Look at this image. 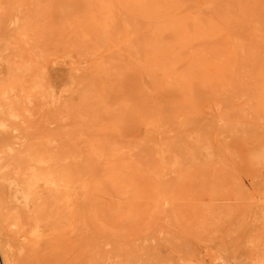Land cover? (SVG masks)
<instances>
[{
  "label": "rangeland",
  "instance_id": "rangeland-1",
  "mask_svg": "<svg viewBox=\"0 0 264 264\" xmlns=\"http://www.w3.org/2000/svg\"><path fill=\"white\" fill-rule=\"evenodd\" d=\"M205 1L0 0V264H264V0Z\"/></svg>",
  "mask_w": 264,
  "mask_h": 264
},
{
  "label": "bare ground",
  "instance_id": "bare-ground-1",
  "mask_svg": "<svg viewBox=\"0 0 264 264\" xmlns=\"http://www.w3.org/2000/svg\"><path fill=\"white\" fill-rule=\"evenodd\" d=\"M149 1H150V0H149ZM155 1H156V0H155ZM231 1H232V0H230V2H231ZM145 2H146V1H145ZM206 2H207V3H206ZM210 2H211V1H210ZM210 2L208 3V1L206 0V1H205V4H207V5H208V4H211L212 2H211V3H210ZM238 2H239V1H238ZM190 4H191V3H190ZM229 4H230V3H229ZM233 4H234V2H233ZM241 4H243V3H241ZM168 5H169V4H168ZM188 5H189V4H188ZM216 5H217V4H216ZM233 6H234V5H233ZM257 6H258V5H257ZM173 7H174V6H173ZM193 7H194V6H193ZM210 7H211V6H210ZM231 7H232V6H231ZM234 7H235V6H234ZM239 7H240V6H239V3H238V9H239ZM66 8H67V7H66ZM139 8H140V7H139ZM179 8H180V7H179ZM216 8H217V7H216ZM212 9H214V6L212 7ZM241 9H242V8H241ZM156 10H157V9H156ZM196 11H197V10H196ZM118 12H120L119 9H118ZM214 12H215V11H214ZM216 12H217V10H216ZM240 12H241V11H240ZM155 13H156V12H155ZM157 13H158V12H157ZM159 13H160V12H159ZM184 13H186V12H184ZM196 13H197V12H196ZM244 13H245V12H244ZM195 16H196V14H195ZM216 16H217V15H216ZM131 17H132V16H131ZM184 18H185V17H184ZM133 19H136V18H133ZM205 19H206V18H205ZM131 20H132V18H131ZM161 20L163 21V19H161ZM181 20H182V19H181ZM236 20H237V19H236ZM167 21H169V20H167ZM211 21H212V20H211ZM223 21H224V20H223ZM185 22H186V21H185ZM39 23H40V22H39ZM144 23H145V22H144ZM155 23H157V22L155 21ZM222 23H223V22H221V24H222ZM157 24H158V23H157ZM157 24H155V25H157ZM224 24L227 25V23H225V22L223 23V25H224ZM133 25H135V24H133ZM155 25L153 24V26H155ZM162 25H164V24L162 23ZM206 25H207V23H206ZM135 26H136V25H135ZM221 26H222V25H221ZM166 27H167V25H166ZM169 27H170V26H169ZM224 27H226V26H224ZM118 28H119V27H118ZM152 28H153V27H152ZM160 28H161V27H160ZM175 28H176V27H175ZM46 29H47V28H46ZM119 29H120V28H119ZM135 29H137V28H135ZM162 29H163V28H162ZM168 30H169V29H168ZM15 31H16V30H15ZM149 31H150V30H149ZM164 31H165V30H164ZM164 31H163V32H164ZM207 32H208V31H207ZM46 33H47V32H46ZM151 33H152V29H151ZM120 34H121V33H120ZM147 34H148V33H146V35H147ZM159 34H160V33H159ZM161 34H162V33H161ZM176 34L178 35V33H176ZM48 35H49V34H48ZM123 35H125V34H122V36H123ZM151 35H152V34H151ZM43 36H44V35H43ZM135 36H136V35H135ZM147 36H148V35H147ZM149 36H150V34H149ZM153 36H154V35H153ZM190 36H191V35H190ZM201 36H202V35H201ZM154 37H155V36H154ZM44 38H45V37H44ZM47 38H49V37H47ZM135 38H137V36H136ZM178 38H179V37H178ZM64 39H66V36H64ZM71 39H72V38H70V40H71ZM100 39H104V38H101V37H100ZM47 40H48V39H47ZM135 40H136V39H135ZM145 40H146V39H145ZM184 40H185V39H184ZM71 41H72V40H71ZM76 42H77V41H76ZM103 42H104V40H103ZM110 42H111V41H110ZM141 42H142V41H141ZM99 43H101V42H99ZM16 44H17V43H16ZM65 44H66V43H65ZM174 44H175V43H174ZM101 45H103V44H101ZM135 45L138 46L137 43H136ZM140 45H141V44H140ZM140 45H139V46H140ZM176 45H177V44H176ZM189 45H190V44H189ZM233 45H234V44H233ZM8 46H9V44H8ZM129 46H130V45H129ZM139 46H138V48H137V51H141V53H142V50L139 49ZM212 46H213V45H212ZM217 46H219V45H217ZM9 47H10V46H9ZM12 47H13V46H11V48H12ZM127 47H128V46H127ZM133 48H134V47H133ZM133 48H132V50H133ZM148 48H149V47H148ZM202 48H203V47H202ZM135 49H136V47H135ZM217 49H218V48H217ZM59 50H60V48H59ZM77 50H78V48H77ZM132 50H131V51H132ZM157 50H158V48H157ZM203 50H205V49L203 48ZM236 50H237V49H236ZM237 51H238V50H237ZM57 52H58V51H57ZM77 52H79V51H77ZM206 52H207V51H206ZM79 53H82V52H79ZM88 53H89V52H88ZM37 54H38V53H37ZM83 54H84V53H83ZM90 54H91V53H89L88 55H90ZM175 54H176V53H175ZM38 55H39V54H38ZM76 55H77V54H76ZM76 55H75V56H76ZM237 55H238V54H237ZM148 56H149V55H148ZM205 56H206V55H205ZM103 57H104V56H103ZM206 57H207V56H206ZM100 58H101V57H100ZM117 58H118V57H117ZM129 58H132V57H129ZM166 58H167V57H166ZM198 58H200V56H198ZM33 59H34V58H33ZM35 59H36V58H35ZM39 59H40V58H39ZM76 59H78V58H76ZM201 59H202V58H201ZM204 59H205V58H204ZM78 60H80V59H78ZM88 60H89V59H88ZM199 61H200V60H199ZM235 61H236V60H235ZM160 62H161V61H160ZM200 62H201V61H200ZM205 62H206V61H205ZM220 62H221V61H220ZM113 63H114V62H112L111 64L114 65ZM115 64H117V63H115ZM136 64H137V63H136ZM143 64H145V63H143ZM155 64H156V63H155ZM158 64H159V63H158ZM190 64H191V62H190ZM235 64H236V63H235ZM81 65H82V64H81ZM140 65H141V64H140ZM147 65H148V64H147ZM183 66H184V65H183ZM186 66H188V65H186ZM138 67H139V66H138ZM159 67H160V66H159ZM163 67H164V66H163ZM215 67H218V66L216 65ZM201 68H203V67H201ZM218 68H219V67H218ZM160 69H161V68H160ZM193 69H194V67H193ZM193 69H192V70H193ZM155 70H156V69H155ZM193 72H194V71H193ZM229 72H230V71H229ZM237 72H238V70H237ZM143 73H144V72H143ZM185 73H186V72H185ZM221 73H222V72H221ZM194 74H196V73H194ZM196 75H197V74H196ZM214 75H215V74H214ZM237 75H238V74H237ZM220 76H221V75H220ZM238 77H239V76H238ZM175 78H176V77H175ZM145 79H146V78H145ZM170 79H172V78H170ZM194 79H195V77H194ZM236 79H237V78H236ZM10 80H11V79H9V81H10ZM13 80H14V79H13ZM13 80H12V81H13ZM143 80H144V78H143ZM176 80H177V79H176ZM234 81H235V80H234ZM10 82H11V81H10ZM34 82H35V81H34ZM145 82H146V81H145ZM180 82H181V81H180ZM186 83H188V82H186ZM235 83H236V82H235ZM200 84H201V83H199V85H200ZM237 85H238V84H237ZM16 86H17V85H16ZM200 87H202V84L200 85ZM235 87H236V86H235ZM202 88H203V87H202ZM209 88H210V87H209ZM186 89L188 90V88H186ZM210 90H211V89H210ZM187 92H188V91H187ZM184 93H185V92H184ZM144 97H145V96H144ZM152 97H153V95H152ZM229 97H230V96H229ZM229 97H228V98H229ZM228 98H227V100H228ZM148 99H149V98H148ZM134 100H135V99H134ZM225 100H226V99H225ZM138 101H139V100H138ZM138 101H137V102H138ZM254 101H255V100H254ZM137 102H136V103H137ZM148 102H149V101H148ZM89 103H90V102H89ZM145 103H146V102H145ZM225 103H226V102H225ZM94 104H95V103H94ZM136 105H137V104H136ZM164 109H165V108H164ZM164 109H163V110H164ZM220 109H221V108H220ZM168 110H169V109H168ZM168 110H167V111H168ZM171 110H172V109H171ZM139 111H140V110H139ZM174 111H175V110H174ZM162 112H163V111H162ZM165 112H166V111L163 112L164 115H163L161 118H164V117L166 116V115H165V114H166ZM227 114H228V113H227ZM229 114H230V113H229ZM233 114H234V113H233ZM221 115H222V114H220V116H221ZM223 116L225 117L226 115L224 114ZM224 117H222V118H224ZM47 118H49V117H47ZM8 125H9V124H8ZM33 126H34V125H32L31 127H33ZM33 128H34V127H33ZM74 129H75V128H74ZM6 133H7V132H6ZM8 133H10V132H8ZM8 136H10V135H8ZM25 136H26V135H25ZM4 138H5V137H4ZM0 139H1V138H0ZM2 140H3V139H1V141H2ZM1 141H0V142H1ZM10 141H11V140H10ZM10 141L8 142V140H7L6 142H8V144H10V143H11ZM2 143H3V142H2ZM0 145L2 146V144H0ZM3 146H4V145H3ZM3 152H4V151H3ZM6 156H7V155H6ZM127 176H128V175H127ZM116 181H117V179H116ZM188 249H189V248H188ZM184 250H185V249H184ZM184 250H183V251H184ZM191 252H192V251H191ZM8 257H9V256H8ZM30 257H31V256H30ZM6 260H7V259H6ZM9 262H10V261H9ZM9 262H8V263H9ZM6 263H7V262H6ZM37 263H38V262H37Z\"/></svg>",
  "mask_w": 264,
  "mask_h": 264
}]
</instances>
